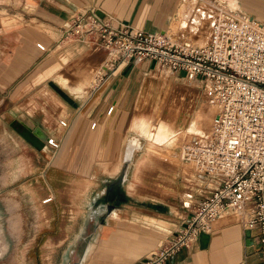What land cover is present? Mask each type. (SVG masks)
<instances>
[{"label": "crops", "instance_id": "1", "mask_svg": "<svg viewBox=\"0 0 264 264\" xmlns=\"http://www.w3.org/2000/svg\"><path fill=\"white\" fill-rule=\"evenodd\" d=\"M238 1V6L242 10L237 11L264 21V0ZM202 3L204 7H208L207 15L203 19L205 32L203 43H205L213 17L219 8L216 7L218 3L216 0L212 3L208 1H202ZM187 4V0H104V7H95V9L103 13H111L118 20L136 28L165 31L174 37L179 32L190 31L189 26L181 28L185 16L183 8L186 9L189 6ZM43 18L51 22L49 18L52 17L47 15L46 19ZM53 18L64 21L62 15L54 14ZM32 20L39 19L33 17ZM173 23L177 24L178 31L172 32V28L175 27ZM52 28L54 27L50 26L46 32L48 31L51 37H56L58 34ZM21 31L32 40L40 38L46 42L45 36L40 33L43 30L39 27ZM21 31H19L20 34ZM192 34L199 36L198 32ZM22 38L26 42L23 35ZM197 40L195 39L194 42ZM20 47L17 51L18 56L21 54L23 60L27 59L28 65L33 64L36 51L31 54ZM49 55L51 54L46 56L48 59L24 87L36 90V86H41L37 88L38 98L31 97L32 94H30L28 101L20 100V103L25 102L31 105V110H26V113L19 106V113L11 121L16 120L20 125H31V122H34L47 134L54 135L60 141L59 148L53 151L55 154L60 149V158L55 162L52 160L50 165L45 164L42 172L46 176V173L54 167L63 172L66 177L65 184L62 186L64 189L60 190L52 189L45 182L46 194L51 195L52 200L43 204L48 205L47 210L50 216L48 222L42 223L36 229L41 232L38 251L36 254L34 251L31 254L28 251L27 259L31 262L39 258L48 264H138L139 261L149 257L154 249L160 247L162 241L174 237L177 225L170 217L173 211L164 203L158 201L151 203L145 199L146 196L143 193L129 187L134 184V177L130 175L127 168L131 165L128 163L132 157L128 161L125 160V156L120 157L123 160L119 168L111 174L105 172L101 164L105 163L111 168L119 159L112 158L114 154L116 155L113 151L118 149L119 134L123 133L119 125L113 124L118 104L116 100L111 99L114 90L125 78L130 77L135 68L139 70L138 65L142 70L148 69L151 65L146 62L137 65L121 63V67L118 69L117 66L112 76L102 85L94 88V92L89 97L85 93H87V86L93 81V76L90 79L86 72H83L82 78L79 79L78 73L76 75L70 73L71 62L78 59V49L65 50L58 59ZM65 61L67 63L63 64L62 62ZM22 63L18 62L9 70L5 68L10 73L3 72L4 69L0 68L1 74L3 72L1 80L4 81L3 77L6 76L8 83L15 73L17 77L18 69H23ZM54 81L61 86L57 89L59 93L48 84ZM10 85L11 82L9 85L4 83L1 87ZM16 86L17 84L15 86L13 84L10 89L0 88V101L6 98ZM126 86L127 84L121 89L120 96L124 94ZM92 100L95 106L85 109L88 102ZM100 101L101 105L94 109ZM110 105H114V108L107 113ZM55 111L58 112L57 121L59 118H64L68 123L67 127H61L59 124L57 127L50 125L55 119ZM31 112L33 114H30ZM38 113L41 115L40 120L36 118ZM94 122L96 124L93 127ZM141 131L142 128L135 130L142 136ZM82 134H90V143L83 150L79 146V137ZM137 134L135 135L137 138L143 139ZM102 135H112L111 142L108 143L105 138V141L98 143L95 147V138ZM94 148L103 151L97 156L103 153L105 155L104 151H107V158H97L93 161L87 158L86 151L90 150L91 154ZM46 149L52 150L45 143L43 150ZM80 167L81 170L87 167V171L79 170ZM44 174L43 177H45ZM189 191L188 199H194L197 196L194 186L189 188ZM191 199L188 204L182 203L186 215L194 204ZM166 221L170 223L167 228L164 225L168 224ZM246 232L244 225L235 219L222 217L212 225L208 233H200L198 241L193 245L180 247L168 262L169 264H264V243L261 241L260 225L250 231V235L247 236ZM29 254L32 255V259H29Z\"/></svg>", "mask_w": 264, "mask_h": 264}, {"label": "rangeland", "instance_id": "2", "mask_svg": "<svg viewBox=\"0 0 264 264\" xmlns=\"http://www.w3.org/2000/svg\"><path fill=\"white\" fill-rule=\"evenodd\" d=\"M187 1L189 6L183 13L185 26H181V28L189 26L192 32L190 33L189 30L179 32L174 37L191 41L198 39L196 42L203 43L205 39L203 19L207 15L208 7H204L202 1L212 3L213 0ZM198 2L201 3L198 4ZM95 7H104V0H0V68L4 69L3 72L10 73L7 71L10 67H14L18 62H23L21 64L23 69H18V76L16 77L15 73L8 83L4 75V81L1 80L3 72L1 74L0 71L1 89H10V86L17 84L15 89L0 101V264H48L39 258L30 262L27 259V254L28 251L30 254L32 251L35 254L38 251L41 232L36 229L42 223L48 222L50 216L47 210L48 205L42 203L43 198L47 196L45 182L52 189H64L62 186L65 184L66 177L63 172L54 167L46 173V176L42 172L45 164L50 165L52 160L55 162L60 158V152L54 154L53 151L56 150H43L44 147L41 150L36 149L11 127L10 123L19 113V106L24 112L31 110V105L25 102L20 103V100H29L30 94H32L31 97L37 96L38 98L37 88L41 86H36V90L24 87L30 82L43 62L48 59L46 57L48 54H51L49 56L54 59H58L63 51L78 49V59L71 62L70 73L75 75L78 73L79 79L82 78L83 72H86L90 79L91 76H93L92 79L95 78L96 73L105 62L106 53H103L104 50L93 35H90V39L87 40L86 33L68 30V27L72 28L71 25L78 24L80 17L82 18L80 24H85L82 15L87 14L88 9ZM216 7L227 8V6L223 4L220 6L218 3ZM209 9L211 8L209 7ZM54 14L62 15L64 21L54 19ZM47 15L52 17L49 18L51 22L44 20L43 17L46 19ZM33 17L42 21H34ZM174 24L172 32L179 30L176 28L177 24ZM35 26L43 30L40 33L45 36L46 42L40 38L32 40L21 31L22 29H32ZM50 26L54 27L52 28L54 32H57L56 37H51L48 31L46 32ZM19 31L26 38V42ZM193 32H198L199 36L192 34ZM172 35L174 34L172 33ZM36 42L43 43L47 47V51L40 52ZM19 47H23V50H27L31 54L36 51L33 64L28 65L27 59L23 60L21 54L18 56ZM67 61L62 63L65 64ZM120 65L122 64L117 65L118 68ZM137 67L139 70L135 68L130 77L125 78L114 90L111 98L118 102L113 124L119 125V129L123 130V133L119 134L118 149L113 151L116 155L114 154L112 157L119 159L111 168L105 163H102L101 167L105 172L111 174L120 166L123 160L120 157L125 156L126 161L132 157L128 163L131 165L127 168L130 175L134 177V180L132 179L134 184L129 187L143 193L146 196L145 199L151 203L158 201L167 205L173 211L170 217L173 219L172 222L177 225L176 229H181L183 228L181 222L187 216L182 203L188 204L191 199L187 197L190 192L189 188L191 189L193 186L196 188L195 185L200 182L194 178V170L190 165L180 160L177 147L191 137V134L207 131L216 109L206 103L205 91L197 80L177 79L166 72L155 69L152 71L142 70L140 65ZM10 82V86L1 87L4 83L9 85ZM52 83L48 82L53 90L59 93L57 89L61 88L60 84L55 81ZM126 84L124 94L120 96L121 89ZM94 86L92 81L87 86L85 95L90 97L94 92ZM16 91H18L17 94ZM93 102V100L88 102L85 109L94 107ZM100 103L101 101L94 109L98 108ZM55 113V119L50 124L53 127L58 126V112L55 111ZM209 114L211 115L209 116ZM200 115L206 117L204 124L195 122V119ZM40 116L38 113L37 120H40ZM16 123L18 122L14 120L15 127L18 126ZM138 128H142L140 132L142 136L135 132ZM136 134L143 139L135 140L133 137ZM89 135L82 134L79 137V146L82 150L90 143ZM105 138L110 143L112 135L96 137L94 146L105 141ZM130 138L133 140L132 143L129 141ZM89 152L90 150L86 151L85 156L92 161L97 158H107V151H104L105 155L103 153L100 156L97 154L103 151L97 148H94L91 154ZM81 171H87V167ZM199 199V196H195L191 200L195 203ZM167 223L164 224L165 228L170 226V223ZM170 240L172 239H165L161 246L152 252L157 253L161 248L167 247V242ZM30 254L29 259H32ZM151 254L146 259L150 258ZM146 259L139 261L138 264Z\"/></svg>", "mask_w": 264, "mask_h": 264}, {"label": "built area", "instance_id": "3", "mask_svg": "<svg viewBox=\"0 0 264 264\" xmlns=\"http://www.w3.org/2000/svg\"><path fill=\"white\" fill-rule=\"evenodd\" d=\"M82 17L85 24H80V17L71 30L86 33L87 40L93 35L106 53L94 88L112 76L118 64L154 62L149 71L197 80L206 103L216 109L207 131L191 134L177 147L180 160L190 165L200 182L195 185L200 199L167 247L140 264H165L222 217L235 219L249 231L260 225L264 243V21L241 11L218 9L207 41L199 44L165 31L136 28L111 13L100 17L95 8ZM36 46L47 51L41 42ZM113 108L110 105L107 113ZM58 124L68 126L64 118ZM46 145L57 150L60 141L48 134ZM51 200L48 195L42 203Z\"/></svg>", "mask_w": 264, "mask_h": 264}, {"label": "water", "instance_id": "4", "mask_svg": "<svg viewBox=\"0 0 264 264\" xmlns=\"http://www.w3.org/2000/svg\"><path fill=\"white\" fill-rule=\"evenodd\" d=\"M96 13L102 17L103 12L101 10H97ZM151 66H154V62H152ZM18 122V121H17ZM18 126H14V121L10 123V126L13 127L27 142H29L33 147L38 150H41L48 139V134L34 122H31V125H23L20 126V123H16ZM263 199H264V183H263ZM246 235H250V231L247 230ZM166 264H169L167 261Z\"/></svg>", "mask_w": 264, "mask_h": 264}, {"label": "bare ground", "instance_id": "5", "mask_svg": "<svg viewBox=\"0 0 264 264\" xmlns=\"http://www.w3.org/2000/svg\"><path fill=\"white\" fill-rule=\"evenodd\" d=\"M217 2H218V4L221 6L222 4L223 5H225V6H227V8L228 9H231V10H242V8L241 7H239L238 6V0H216ZM220 9H226L225 7H221ZM183 10H185V8H183ZM244 12V11H243ZM184 13V12H183ZM183 26H185L184 24H183ZM69 29H71V28H69L68 27V30ZM121 67V65L119 66V68ZM118 68V69H119ZM191 80H193V79H191ZM198 82V81H197ZM211 114H212V112H211ZM211 114H209V116L211 115ZM205 118L206 117H204V116H202V115H200V117H197L196 119H195V122H196V124H200L201 122L203 123L204 122V120H205ZM204 124V123H203ZM203 126V125H202ZM135 140H137V141H140L141 139H139V138H137L136 136H134L133 137ZM129 141L132 143V138H130L129 139ZM60 150V149H59ZM59 150L57 151V154L59 153ZM56 154V155H57ZM55 155V156H56ZM55 156H53V157H55ZM119 168V167H118ZM117 168V169H118ZM197 185H199V184H197ZM191 202H193L192 200H191ZM192 207V206H191ZM188 208V207H187ZM180 229V228H179ZM165 246V245H164Z\"/></svg>", "mask_w": 264, "mask_h": 264}, {"label": "flooded vegetation", "instance_id": "6", "mask_svg": "<svg viewBox=\"0 0 264 264\" xmlns=\"http://www.w3.org/2000/svg\"><path fill=\"white\" fill-rule=\"evenodd\" d=\"M20 126H23V125H20Z\"/></svg>", "mask_w": 264, "mask_h": 264}]
</instances>
